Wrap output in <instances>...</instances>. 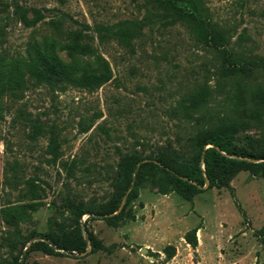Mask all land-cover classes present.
Masks as SVG:
<instances>
[{
  "label": "rangeland",
  "instance_id": "obj_1",
  "mask_svg": "<svg viewBox=\"0 0 264 264\" xmlns=\"http://www.w3.org/2000/svg\"><path fill=\"white\" fill-rule=\"evenodd\" d=\"M203 2L209 43L152 0H0V264H264V0ZM128 18L131 45L90 29Z\"/></svg>",
  "mask_w": 264,
  "mask_h": 264
},
{
  "label": "trees",
  "instance_id": "obj_2",
  "mask_svg": "<svg viewBox=\"0 0 264 264\" xmlns=\"http://www.w3.org/2000/svg\"><path fill=\"white\" fill-rule=\"evenodd\" d=\"M158 6L165 8L172 13V17L175 20H188L191 22V28L194 38L199 42L209 43L212 41V34L215 31L214 26L210 23L208 15L204 13L207 11L203 0H152ZM33 17L29 23H35L44 18V15L38 9H32ZM92 32L97 35L100 39L114 40L121 45L127 46L131 45L133 40L139 38L143 33V22L142 19H121L112 23H95L91 28ZM83 53L91 52L92 46L90 43L82 44ZM72 49V47H67ZM224 58L232 64L230 57L224 55ZM71 78H77L72 71H68ZM78 77L84 82H89L90 84H102L107 81L110 77L105 72H93L92 70H87ZM207 144H212L211 147L203 149ZM201 150L203 157L197 158L194 162L190 164L187 169H184L180 173H176V179L179 184L184 187L189 185L196 187L197 185H202L204 183L203 174L208 179V186L214 184V179L212 175L213 165L212 162H226V157L221 153L223 150L221 142L217 137H208L203 139L201 142ZM228 154V153H227ZM241 155V154H240ZM256 158H262L261 155H254ZM199 161H202L204 168L203 170L199 166ZM164 164V163H163ZM165 165V164H164ZM142 166V164H141ZM140 166V167H141ZM139 170L136 175L138 176ZM182 177H185L183 180ZM193 182V184L189 183ZM177 185L176 190L182 194L186 199L191 200V195L183 191V188ZM259 241L264 247V226L259 230ZM42 238L50 239L53 244L60 249L66 248V246L58 240L51 239L50 237L42 234ZM88 238L91 243L94 242V238L91 233H88ZM83 247H85V241H82ZM194 244V242L192 243ZM82 247V249H83Z\"/></svg>",
  "mask_w": 264,
  "mask_h": 264
},
{
  "label": "water",
  "instance_id": "obj_3",
  "mask_svg": "<svg viewBox=\"0 0 264 264\" xmlns=\"http://www.w3.org/2000/svg\"><path fill=\"white\" fill-rule=\"evenodd\" d=\"M202 157H203V155H202Z\"/></svg>",
  "mask_w": 264,
  "mask_h": 264
}]
</instances>
